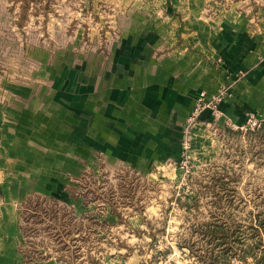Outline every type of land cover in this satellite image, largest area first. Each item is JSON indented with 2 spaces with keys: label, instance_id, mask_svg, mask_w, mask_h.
I'll return each mask as SVG.
<instances>
[{
  "label": "rangeland",
  "instance_id": "obj_1",
  "mask_svg": "<svg viewBox=\"0 0 264 264\" xmlns=\"http://www.w3.org/2000/svg\"><path fill=\"white\" fill-rule=\"evenodd\" d=\"M262 2L207 0L204 12L207 21L222 24V15L232 9L245 14L250 28L256 25L253 15ZM128 4L129 0H0V103L6 101L3 93L8 89L35 87L33 74L39 71L32 95L17 92L22 107L25 101L32 103L30 96L57 105L55 112L51 105L45 112L51 114L42 123L47 141L36 138L39 122L29 108L18 111L13 124L28 141L34 140L26 146L56 153L48 158L49 169L25 174L24 201L30 199L17 206L23 219L18 245L24 264H210L222 248L205 232L207 225L226 226L235 237L229 245L236 252L233 264H257L242 254L255 241L260 244L256 253L264 252V111L248 105L236 120L224 110L239 101V85L251 71L230 74L214 90L196 94L177 154L161 165L136 168L95 150L93 155H80L69 146L70 138L79 135L80 119L90 120L78 109L71 115L64 112L63 100L72 97L75 103L89 95L82 94L80 64L95 61L97 55L110 57L106 44L111 21ZM98 36L102 42L96 45ZM66 48L73 52L72 67L60 74L57 67L63 65ZM6 124H0V136L7 133ZM8 164L0 158V179L11 178ZM47 182L53 183V191L45 189ZM31 185L37 189L31 190Z\"/></svg>",
  "mask_w": 264,
  "mask_h": 264
},
{
  "label": "crops",
  "instance_id": "obj_2",
  "mask_svg": "<svg viewBox=\"0 0 264 264\" xmlns=\"http://www.w3.org/2000/svg\"><path fill=\"white\" fill-rule=\"evenodd\" d=\"M206 2L129 0L113 16L106 44L111 47L110 57L97 55L95 61L87 59L80 64L82 94L89 95L75 103L72 97L63 100L64 112L71 115L78 109L80 116L90 120L80 119L79 135L70 138L69 146L79 149L80 155H93L95 150L99 156L120 158L136 168L161 165L177 154L179 135L196 94L214 90L218 82H225L238 71L251 72L239 85V101L227 104L224 110L236 120L242 118L248 105L264 111V62L260 64L264 60V0L253 15L256 25L250 28L245 14L232 9L222 15V24L207 21ZM99 36L98 42L92 43L100 44ZM72 53L66 48L58 73L70 70ZM38 74H33L37 85ZM37 85L21 87L17 92L27 90L32 95ZM17 92L14 87L4 91L6 101L0 103V124L9 123L5 136H0V158L9 161L6 173L12 175L0 179V264L25 263L24 251L20 252L18 245L23 237V219L17 211L19 203L30 199L27 196L24 201L25 174L40 173L41 167L49 169L52 164L48 158L56 157L54 152L44 154L26 146L25 142L34 140L28 141L29 136L17 132L13 124L19 119L17 112L29 108L39 122L34 129L36 138L47 141L49 134L42 131V123L48 118L45 112L49 105L55 112L57 105L30 96L32 103L25 101L22 107ZM204 118L210 119L208 114ZM32 189L37 185H31ZM45 189L53 191V183L47 182Z\"/></svg>",
  "mask_w": 264,
  "mask_h": 264
},
{
  "label": "trees",
  "instance_id": "obj_3",
  "mask_svg": "<svg viewBox=\"0 0 264 264\" xmlns=\"http://www.w3.org/2000/svg\"><path fill=\"white\" fill-rule=\"evenodd\" d=\"M261 224L264 228V223ZM225 227L226 226L221 225H216L215 227L207 225L206 227L207 231L205 232H209L211 236L221 244L220 247L222 248L217 255L212 257L210 264H233L231 257L235 255L236 252H234L233 248L229 245L231 244V240H233L235 237L230 233V231H228V229H225ZM258 245L260 244H257L255 241V244L245 246L242 258L246 260L247 258L252 257L257 261V264H264V252H262L260 255L256 253Z\"/></svg>",
  "mask_w": 264,
  "mask_h": 264
},
{
  "label": "built area",
  "instance_id": "obj_4",
  "mask_svg": "<svg viewBox=\"0 0 264 264\" xmlns=\"http://www.w3.org/2000/svg\"><path fill=\"white\" fill-rule=\"evenodd\" d=\"M254 124V126L255 127H257L258 125H260V123H259V121L258 120H256V122L255 123H253Z\"/></svg>",
  "mask_w": 264,
  "mask_h": 264
}]
</instances>
